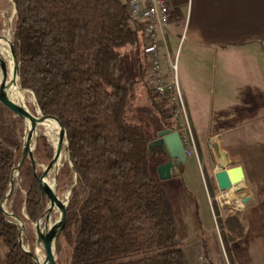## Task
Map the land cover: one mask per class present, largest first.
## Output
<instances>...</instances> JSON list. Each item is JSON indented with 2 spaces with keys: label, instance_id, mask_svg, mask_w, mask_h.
I'll use <instances>...</instances> for the list:
<instances>
[{
  "label": "trees",
  "instance_id": "16d2710c",
  "mask_svg": "<svg viewBox=\"0 0 264 264\" xmlns=\"http://www.w3.org/2000/svg\"><path fill=\"white\" fill-rule=\"evenodd\" d=\"M11 1L16 5L12 43L20 84L33 93L43 115L62 123L68 137L70 163H63L58 178L62 185L75 184L56 251H63V241L67 264H191L177 237L171 201L150 165L151 123L132 120L134 85L119 74L121 56L129 50L135 59L131 82H145L152 107L172 128L146 83L143 34L128 15L126 0ZM20 124L0 103V202L21 154ZM53 155L42 136L36 161L48 164ZM21 173L26 194L19 195L14 214L24 203L28 222H33L45 211L47 199L24 165ZM222 230L227 247L243 234L242 228L229 239ZM18 234V225L0 209L4 263L38 264L20 247Z\"/></svg>",
  "mask_w": 264,
  "mask_h": 264
},
{
  "label": "crops",
  "instance_id": "0c3cea01",
  "mask_svg": "<svg viewBox=\"0 0 264 264\" xmlns=\"http://www.w3.org/2000/svg\"><path fill=\"white\" fill-rule=\"evenodd\" d=\"M170 4L166 43L178 53L179 85L197 156L187 158L172 178L161 182L184 181L194 168L202 179L206 172L210 189L218 190L215 173L241 166L244 180L237 189L243 202L239 212L243 234L237 259L232 247L231 257L237 264H264V0H170ZM152 110L155 135L166 126ZM150 165L155 174L156 164ZM206 198L217 223L208 185ZM216 242L220 246V240ZM184 251L192 264L194 257L185 247ZM0 264H5L1 245Z\"/></svg>",
  "mask_w": 264,
  "mask_h": 264
},
{
  "label": "rangeland",
  "instance_id": "374dc122",
  "mask_svg": "<svg viewBox=\"0 0 264 264\" xmlns=\"http://www.w3.org/2000/svg\"><path fill=\"white\" fill-rule=\"evenodd\" d=\"M12 11H13V5L10 0H0V35L6 36L8 39H10L13 42V34L15 28V25L13 23L14 17L9 25V17L11 16ZM0 41L2 42L1 44H3L5 49L10 54L9 47L5 43V41L3 40ZM131 53L132 52H129V50H127L126 53L122 54L119 74L122 80L128 82V84L134 85L135 96L132 100V104H131L132 110L130 111V113L132 114V120L141 122L147 119L150 121V123H152L153 116L151 113H155V112L154 110H152V102L149 97L145 82L143 80L140 81L137 80L135 83L131 82L132 81L131 73H133L132 59H134L133 54ZM146 71H147V66H146ZM147 75L148 78L146 80L148 81L146 83L149 87L150 86L152 87V80L148 72ZM24 100L30 109L35 111L36 108H38L36 104V100L30 90L26 89ZM163 111L168 114V112L165 109H163ZM129 118L131 119L130 116ZM20 129H21L20 139H21V143H23L24 131L28 133V130L26 128V125L25 126L23 125L22 121L20 124ZM42 136L46 138L47 143H49L53 147L55 152V148L59 139V127L58 126L51 127L43 123L41 125L40 136L36 145V149L38 144L40 143V139ZM65 145L66 142L64 139V142H62V149L60 155L57 159L59 164V170L61 169L64 162H67L69 164L65 152ZM36 149H35V154H36ZM47 165L48 164L44 162H37L35 167L36 173L40 175L44 171V169L48 167ZM54 172H55V165H53L50 170L49 180L51 181H53L54 179L53 178ZM58 173L55 180L56 189L61 201L64 202L67 199L71 185L70 186L62 185L61 182H59ZM196 173H198L197 169L193 168V171L190 173L189 176H187V178H184V181H182L179 178L178 180H175L170 184L167 183L165 184L161 182L174 208L176 222L178 225L177 237L180 241L181 240L183 241L181 243L186 248L189 255L191 254V256L194 257L192 259L190 256V258L192 259L191 261L192 264H237V260L236 262H234V260L231 257V247L233 250L232 253L235 255L237 259L239 253V242H238L239 237L235 240H231L228 243V247H227L225 242L226 237L225 239L224 238L222 239L223 236L222 228L225 230V232L227 230V232L230 233V236L229 233H227L229 236L227 238L229 239H233L234 237H237L241 229L243 228L241 222L242 221L241 216L239 215L240 212L239 204L243 205V202L239 196V190L237 188H235L236 190L235 189L233 190V194L235 195L236 200L239 203L237 204V202L233 200L219 197V195L222 193L220 192L219 189L218 190L210 189V182L208 180L206 172H204L203 174V179L201 176H199V174L197 176ZM207 185L209 186V191L211 194V202L214 207L217 223L212 218L210 204L206 198ZM8 189H9V185L7 191ZM25 194H26V185L24 184V177L21 173V168H20L18 174L15 177L14 187L11 191V194L3 203L5 210L12 212L14 214V208L17 206V201L20 198L19 195L25 196ZM216 197H218L219 200H216L215 199ZM69 198L70 195L68 197V202H69ZM46 207H47V203H46ZM17 211L19 213V215L17 216H19L20 219L23 221V231H22L23 246L26 249H30L28 241L30 237H32L33 242L31 245L33 247L32 248L33 253H35L36 250H38V254L43 255L42 250L40 249V247L38 248L37 245V228H36L39 221L43 222V218L41 217L42 214H40L35 221L28 222V216L24 208V203H21L19 205ZM57 214L58 213L56 211L54 213L52 220H56ZM6 217H8L11 222L17 224L19 227V222L17 219L11 218L9 216ZM228 217H232V219L228 220ZM197 226L199 230L196 231L195 229L197 228ZM210 228L213 229V231H208ZM194 232H198V233L192 235L194 234ZM184 235L186 236L192 235V236L189 239H187V237H185ZM231 235H235V236L231 237ZM58 236H59V232L55 240V256L59 264H67L66 262L67 248H65L66 246L64 245L63 241H62V244L64 246L63 251H61L60 253L56 251V241L58 239ZM219 240H220V246L216 245L217 244L216 241ZM214 241L216 242V244H214ZM208 254H210L209 257Z\"/></svg>",
  "mask_w": 264,
  "mask_h": 264
},
{
  "label": "water",
  "instance_id": "95a60500",
  "mask_svg": "<svg viewBox=\"0 0 264 264\" xmlns=\"http://www.w3.org/2000/svg\"><path fill=\"white\" fill-rule=\"evenodd\" d=\"M11 2L13 5V11H12L11 16L9 17V25L12 22V19L16 14V5L13 1ZM0 40L5 41V43L8 45L9 50H10L9 58L0 56V65L4 66L10 71L9 84L16 98L17 111L12 106H10V104L4 101L0 100V103H2L7 108L12 110L21 119L24 126L26 122L25 121L26 117L32 119L33 121L31 137L29 133H26L24 131L22 151L19 157V161L17 165L12 169V172L10 175L9 189L0 203V209L6 216H9L11 218L18 220L19 222V234H18L19 245L24 251H26L28 254L31 255V257L36 263L40 264L36 256V252L31 253L30 250L26 249L22 244L23 221L20 219L19 216L13 214L12 212L5 210L4 205H3L4 201L11 194V191L14 187L16 175L18 174L20 168L23 165H25L27 173L33 180L36 181L41 193L47 199V207L41 215V217L43 218L42 228L41 230H37V245L42 250V253L45 257V260L48 262V264H59L55 256V243H54V254L50 253V250H49L48 230H49V224L52 221L54 213L57 211V209H60L61 211V226H60L59 233L62 230L63 225H64V220H65L66 207L68 204V197L72 191L73 185L75 184V181H74L73 185L71 186L68 192L66 201L62 202L57 193L55 180H56L57 173L59 170V164H58L57 159L60 155V152L62 149V142H64V139L66 142L65 152L67 156V161L70 163L67 133L62 123L56 117L50 116V115H43L38 106H37L38 110H35V111L30 109L27 106L24 100V92L26 91V89L22 88L20 84L19 72H18L19 63L17 61L14 45L12 41L4 35H0ZM50 119L55 121L59 127V139H58V142L55 148V152H54L53 158L47 165L48 166L47 168H51L53 165H55L53 181L49 180L45 176L47 173L46 171L47 168H45L44 171L40 175H38L35 170V167L37 164L36 159H35V149H36V145H37V142L40 136L41 125L46 120H50ZM28 142H30L29 149L27 148ZM148 156H149L150 162H152L153 164H156L155 174L158 180L160 181H164V180H168L172 178V176L180 169V166L185 164L186 159H187L186 154H185V147L183 145L182 139L179 133L173 130L171 127H164L156 131L155 137L148 144ZM215 180H216L218 189L222 192L227 191L234 187L237 188L239 184L242 183L244 180L243 169L241 166L220 168L215 173ZM45 185L50 187L51 193L48 191V189H46Z\"/></svg>",
  "mask_w": 264,
  "mask_h": 264
},
{
  "label": "built area",
  "instance_id": "2783aa9c",
  "mask_svg": "<svg viewBox=\"0 0 264 264\" xmlns=\"http://www.w3.org/2000/svg\"><path fill=\"white\" fill-rule=\"evenodd\" d=\"M126 2L128 15L141 26L147 72L152 80L151 89L168 112L172 129L179 133L186 157L197 156L196 142L179 85L178 53H172L166 43L172 16L170 0ZM215 199L219 200L218 197Z\"/></svg>",
  "mask_w": 264,
  "mask_h": 264
},
{
  "label": "bare ground",
  "instance_id": "6f19581e",
  "mask_svg": "<svg viewBox=\"0 0 264 264\" xmlns=\"http://www.w3.org/2000/svg\"><path fill=\"white\" fill-rule=\"evenodd\" d=\"M1 43L2 42L0 41V56H3L5 58H9L10 54L5 49L3 44H1ZM9 82H10V71H9V69H7L4 66L0 65V100L10 104V106H12L17 111L16 98H15V96H14L12 90H11ZM24 98H25V92H24ZM36 110H38V109L36 108ZM25 121H26L25 122L26 128H27L28 133H29V135L31 137L33 121H32V119H30L28 117L25 118ZM44 123L46 125H48V126H51V127L58 126L57 123L55 121L51 120V119L50 120H46ZM27 148L28 149L30 148V142L27 143ZM50 170H51V168H47L46 169L47 173H46L45 176L48 179H50ZM45 187L51 193L50 187H48L47 185H45ZM234 189H235V187L231 188V189H229L227 191L222 192L219 195V197L224 198V199L233 200V201L237 202L236 197L233 194V190ZM57 213L58 214H57L56 220H52L50 222L49 230H48V244H49L50 253H52V254H54V243H55V239L57 237V234H58V232L60 230V226H61V211L57 209ZM42 224H43L42 221L38 222L37 227H36L37 230H41ZM38 248H39V246H38ZM36 256H37V259L40 262V264H48V262L45 260V257L43 255H39L38 254V250H36Z\"/></svg>",
  "mask_w": 264,
  "mask_h": 264
}]
</instances>
